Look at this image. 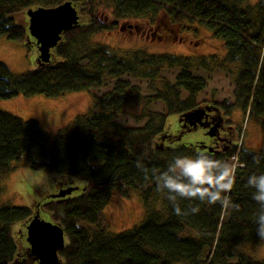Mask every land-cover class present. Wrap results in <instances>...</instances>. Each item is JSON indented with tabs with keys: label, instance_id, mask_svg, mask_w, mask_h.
<instances>
[{
	"label": "trees",
	"instance_id": "16d2710c",
	"mask_svg": "<svg viewBox=\"0 0 264 264\" xmlns=\"http://www.w3.org/2000/svg\"><path fill=\"white\" fill-rule=\"evenodd\" d=\"M66 1L79 5L78 25L65 30L51 49L50 60L37 63L33 70L14 73L0 61V98L57 97L106 87L110 79L116 82L95 95L87 113L77 115L69 127L56 133L43 130L35 119L24 120L0 109V178L25 160L30 169L83 182L70 192L74 185L60 187L59 195H49L33 207L1 204L0 264H39L22 232L12 230L18 222L27 223L36 211L41 217L47 213V220L64 229L61 264H264V258L257 260L240 249L264 240L256 233L260 206L253 199L255 189L247 184L250 176L264 174V149L239 147L233 142L225 152L203 150L224 165L226 159L237 156V164L232 165L233 187L223 194L230 200L227 207L220 202L179 199L183 214L177 215L167 192L158 191L155 181L176 156L199 154L191 146L178 145L177 135L166 130L170 114H178L182 120L184 112L203 106L222 111L226 119L238 107L249 117L261 118L264 132V0L254 5L249 0H0V35L36 46L33 37L28 41L27 10ZM102 5L111 8L113 20L99 15ZM162 12L173 23L196 22L209 29L223 41L224 55L134 51L123 56L92 40L95 33L116 30L122 20L154 21ZM236 64L239 69L234 72ZM196 66L234 75V101L197 102L206 81L193 73ZM172 69L179 72L170 84L161 73ZM157 78L160 88L155 85ZM129 79L148 80L153 93L146 100L163 104L162 111L145 115L143 125L118 122L131 96L140 95V85ZM231 128L234 133L236 128ZM184 130L190 131L188 127ZM115 193L126 198L137 193L146 210L139 225L118 233L109 230L104 213ZM187 230L194 234L185 235Z\"/></svg>",
	"mask_w": 264,
	"mask_h": 264
},
{
	"label": "rangeland",
	"instance_id": "374dc122",
	"mask_svg": "<svg viewBox=\"0 0 264 264\" xmlns=\"http://www.w3.org/2000/svg\"><path fill=\"white\" fill-rule=\"evenodd\" d=\"M257 1L249 0L248 2L254 5ZM98 11L99 15L105 17L106 20L114 19L110 7L102 5ZM26 20L27 22L29 20L27 14ZM128 24H132L134 28L128 29L126 27ZM92 40L109 46L110 49L123 56L134 51H139L142 54L172 53L192 57H202L206 54L215 53H218L220 57L224 55L223 41L214 37L209 29L196 22L173 23L164 12L160 13L154 21L148 19L122 20L116 30L95 33ZM37 56V48L34 44L27 46L0 35V61L4 62L12 72L23 73L35 69ZM232 69L237 72L239 65H233ZM178 72L179 69L164 70L161 75L170 84H173ZM193 73L203 77L206 81V87L197 95V102L204 105L210 103L211 100L234 101V75H231L228 70L214 68L213 71H207L196 66L193 68ZM123 79L127 78L123 77ZM129 80L133 84L140 85V95L131 96L118 122L125 126L143 125L147 120L145 115L153 110L162 111L163 104L161 102L151 104L146 100L145 96L153 93L149 89L148 80ZM115 82L116 80L110 79L106 87L89 91L68 92L57 97L38 94L32 96L18 95L9 99L0 98V109L24 120L35 119L43 130L56 133L69 127L77 115L87 113L95 101V95L103 94L111 89ZM155 85L158 88L161 87L160 78L155 80ZM227 118L231 122H226V124L236 128L233 130L234 142L257 151L264 149L261 118L249 117L238 107H235L231 114L226 116ZM178 125V114L167 116L166 130L176 134ZM205 134V130L198 127L182 133L177 144L185 147L191 146L197 153H202L208 144ZM225 165L232 169L233 163L230 158L225 160ZM82 183L76 177L30 169L23 160L16 163L12 171L0 178V185L3 188L0 192V205L13 204L33 207L35 202L57 193L56 191L60 187L78 186ZM104 213L110 225L109 230L112 233H118L139 225L145 218L146 210L137 193H133L129 198L115 193L107 204ZM42 216L46 219L47 213H42ZM17 227L22 232L23 241L27 242L26 222L14 224L12 230L15 231ZM184 234H194V232L187 230L184 231ZM240 249L248 252L257 260L264 258V240L257 244H246Z\"/></svg>",
	"mask_w": 264,
	"mask_h": 264
},
{
	"label": "water",
	"instance_id": "95a60500",
	"mask_svg": "<svg viewBox=\"0 0 264 264\" xmlns=\"http://www.w3.org/2000/svg\"><path fill=\"white\" fill-rule=\"evenodd\" d=\"M79 8V5L72 1H66L55 7L27 10L28 41H31V37L34 38L33 42L39 51L38 64L50 60L51 49L61 40L62 33L78 25L81 20ZM210 109V107L207 109L198 107L184 112L182 117H185L195 128L198 125L206 126L202 119L206 115L205 111ZM75 188L79 187H72L68 192ZM57 195L59 194H52V196ZM26 229L31 254L39 261V264H61L59 251L66 243L64 229L58 223L42 218L39 211H36L26 223Z\"/></svg>",
	"mask_w": 264,
	"mask_h": 264
},
{
	"label": "clouds",
	"instance_id": "9594fccd",
	"mask_svg": "<svg viewBox=\"0 0 264 264\" xmlns=\"http://www.w3.org/2000/svg\"><path fill=\"white\" fill-rule=\"evenodd\" d=\"M155 181L157 190L167 192V199L175 213L181 215L179 199L199 200L208 204L220 202L225 207L229 206L230 200L223 194L233 187L234 170L206 153L194 157L176 156L166 171L155 176ZM247 184L255 189L253 199L260 206L256 216V233L260 239H264V174L250 176ZM191 211L196 212L198 208Z\"/></svg>",
	"mask_w": 264,
	"mask_h": 264
},
{
	"label": "flooded vegetation",
	"instance_id": "af4514ba",
	"mask_svg": "<svg viewBox=\"0 0 264 264\" xmlns=\"http://www.w3.org/2000/svg\"><path fill=\"white\" fill-rule=\"evenodd\" d=\"M126 27L128 29L134 28L132 24H128ZM205 112L206 115L202 119V122L206 126L198 125V127H201L203 130H205V135L208 139V144L206 145L205 149H218L221 152H225L231 147L232 143L234 142V133L232 132V128L231 126L226 124V119L221 113L222 111L210 109L206 110ZM181 119L182 120H179L178 131L176 133L178 139L182 133H185V127H188L189 130L198 128H195V126H193L185 117H182ZM216 119L219 120L216 122ZM224 145H226V147H224Z\"/></svg>",
	"mask_w": 264,
	"mask_h": 264
},
{
	"label": "built area",
	"instance_id": "2783aa9c",
	"mask_svg": "<svg viewBox=\"0 0 264 264\" xmlns=\"http://www.w3.org/2000/svg\"><path fill=\"white\" fill-rule=\"evenodd\" d=\"M231 160H232L233 166H235L237 164V156L234 155Z\"/></svg>",
	"mask_w": 264,
	"mask_h": 264
},
{
	"label": "crops",
	"instance_id": "0c3cea01",
	"mask_svg": "<svg viewBox=\"0 0 264 264\" xmlns=\"http://www.w3.org/2000/svg\"><path fill=\"white\" fill-rule=\"evenodd\" d=\"M16 231H19V230H18V227L16 228Z\"/></svg>",
	"mask_w": 264,
	"mask_h": 264
}]
</instances>
